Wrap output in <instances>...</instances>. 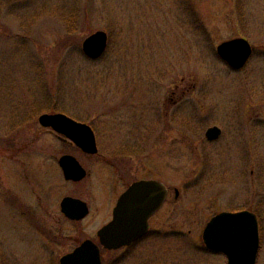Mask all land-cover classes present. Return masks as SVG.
I'll return each mask as SVG.
<instances>
[{
    "label": "rangeland",
    "instance_id": "obj_1",
    "mask_svg": "<svg viewBox=\"0 0 264 264\" xmlns=\"http://www.w3.org/2000/svg\"><path fill=\"white\" fill-rule=\"evenodd\" d=\"M68 8L80 18L66 35ZM97 31L108 47L91 61L81 47ZM238 37L253 53L233 71L215 49ZM48 113L91 125L99 154L168 189L157 232L102 264H226L202 231L244 210L258 217L264 264V0H0V264H59L75 240H96L121 190L105 165H85L77 185L63 178L54 161L67 145L37 121ZM64 196L88 216L65 218Z\"/></svg>",
    "mask_w": 264,
    "mask_h": 264
},
{
    "label": "water",
    "instance_id": "obj_2",
    "mask_svg": "<svg viewBox=\"0 0 264 264\" xmlns=\"http://www.w3.org/2000/svg\"><path fill=\"white\" fill-rule=\"evenodd\" d=\"M107 43V34L97 31L82 42V53L90 60H98L104 55ZM252 52L250 43L242 37L216 46L217 56L236 71L246 66ZM38 123L73 141L84 152L97 153L94 134L88 125L64 114H43ZM219 135L217 127H211L205 133L209 141L216 140ZM59 165L65 180L78 182L86 176V171L73 157L60 158ZM166 196L165 186L155 180L138 181L129 186L119 197L111 222L97 232L101 245L116 250L142 237L148 229L149 217L160 209ZM60 208L71 220H81L88 214L85 202L69 197L62 200ZM202 241L207 249L225 254L227 264H256L260 243L257 217L249 211L217 214L205 225ZM60 264H101L100 250L92 241L85 240L72 253L62 257Z\"/></svg>",
    "mask_w": 264,
    "mask_h": 264
},
{
    "label": "flooded vegetation",
    "instance_id": "obj_3",
    "mask_svg": "<svg viewBox=\"0 0 264 264\" xmlns=\"http://www.w3.org/2000/svg\"><path fill=\"white\" fill-rule=\"evenodd\" d=\"M72 119H74V118H72ZM74 120H76V119H74ZM76 121H78V120H76ZM87 124V123H86ZM89 125V124H88ZM90 127H91V129H92V131H93V133H94V137H95V141H96V145H97V149H98V144H97V139H96V135H95V132H94V130H93V127L91 126V125H89ZM50 132L51 133H54L53 131H51L50 130ZM54 135L56 136V138L60 141V142H62L63 144H66L67 146V148L62 152V154H61V156H59L58 158L56 157V159H55V164H56V166H58L59 167V159L61 158V157H64V156H70V157H73L78 163H79V165L82 167V168H84L85 170H86V168H85V165L86 166H88V165H98V164H100V165H105V166H107L108 168H110L111 169V174H112V176L114 177V178H116L122 185H121V190H120V192L118 193V195L116 196V200H115V203H114V205H113V208H114V206H115V204H116V202H117V200H118V198L120 197V195L131 185V184H133V183H135V182H137V181H141V180H157V181H160V180H158L157 178H155V177H149V178H147V177H138V176H136V174L134 173V167L130 164V163H128V160L127 159H124V156L123 155H119V154H117V153H113V154H111V155H109V156H104V155H101V154H99V149H98V152H97V154H95V155H92V154H88V153H86V152H84L81 148H79L77 145H75L72 141H70L69 139H67L66 137H64V136H61V135H58V134H56V133H54ZM122 150V152H124V153H127L128 155H133V154H139V153H136V152H133V153H129L130 151H132L133 150V147H131V148H129V147H124V148H122L121 149ZM76 153H78V156H77V154ZM80 156V157H79ZM130 156H128V157H130ZM82 157V158H81ZM127 157V158H128ZM83 159V160H82ZM87 171V173H88V175H89V171L88 170H86ZM132 171H133V173H132ZM68 183H71V184H78V183H73V182H68ZM65 197H70V198H73V199H79V200H82V199H80V198H76V197H73V196H64L63 198H65ZM62 198V199H63ZM89 207V206H88ZM113 208L111 209V215L109 216V220H107V222L106 223H103L102 224V226L101 227H103L105 224H107V223H109L110 222V220L112 219V213H113ZM160 211V210H159ZM159 211H157V212H155L150 218H149V220H148V231L146 232V234L142 237V238H140V239H138L137 241H135V242H133V243H131L129 246H127V247H123V248H121V249H124V248H128V247H131V246H133L134 244H136L137 242H139V241H141V240H143V239H145L147 236H149L152 232H157V230L156 229H153L152 228V222H153V219L157 216V214H158V212ZM71 221V220H70ZM82 221V220H81ZM73 222V221H72ZM74 222H79V221H74ZM96 241V242H95ZM95 241H93L96 245H98L99 246V248H100V255H101V260H102V262H103V252H105V251H108V250H105V249H103V247H101L100 245H99V240H98V238L96 237V240ZM75 242H76V246L72 249V250H74L82 241H79V240H75ZM78 242V243H77ZM72 250L70 251V252H72ZM120 250V249H119ZM70 252H67V253H65L63 256H65L66 254H68V253H70ZM0 253H2L1 252V250H0ZM106 253V252H105ZM223 255V254H222ZM63 256H61V257H63ZM224 256V258L226 259V264H227V257L225 256V255H223ZM60 257V258H61ZM59 261H60V259H59Z\"/></svg>",
    "mask_w": 264,
    "mask_h": 264
},
{
    "label": "trees",
    "instance_id": "obj_4",
    "mask_svg": "<svg viewBox=\"0 0 264 264\" xmlns=\"http://www.w3.org/2000/svg\"><path fill=\"white\" fill-rule=\"evenodd\" d=\"M64 14L61 21L64 24L66 35L75 33L77 28L75 24L80 18L79 11L76 8H68Z\"/></svg>",
    "mask_w": 264,
    "mask_h": 264
}]
</instances>
